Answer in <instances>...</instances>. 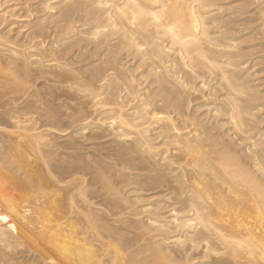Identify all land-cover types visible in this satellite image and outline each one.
<instances>
[{"label": "bare ground", "instance_id": "1", "mask_svg": "<svg viewBox=\"0 0 264 264\" xmlns=\"http://www.w3.org/2000/svg\"><path fill=\"white\" fill-rule=\"evenodd\" d=\"M32 1L0 0V264H264V96L234 18L218 0ZM52 9L72 22L59 47Z\"/></svg>", "mask_w": 264, "mask_h": 264}, {"label": "rangeland", "instance_id": "2", "mask_svg": "<svg viewBox=\"0 0 264 264\" xmlns=\"http://www.w3.org/2000/svg\"><path fill=\"white\" fill-rule=\"evenodd\" d=\"M19 1L20 0H12V2L10 3V2H8L4 7H9L10 5H16V4H18L19 3ZM39 1H41V0H35L34 2L32 1L31 3H36V2H39ZM258 1V0H257ZM257 1L255 2V0H222L221 2L218 0V2H217V4H218V7H223L224 9V12H223V14H221L220 16H217L216 18H217V20H220V18H223L224 16L225 17H228V16H230V17H233L234 18V20H235V22L233 23V24H231L230 25V27L229 28H231V29H233L232 30V33H233V36H235V39H236V42L237 41H239V42H237V44H238V47H237V49L239 50V52L238 53H240L241 55H243V59H242V61H247L248 62V64L246 63V68L248 69V71H249V73H250V77H249V82H250V80L252 79V81L250 82V86H252V87H256L257 89H256V91H259L258 92V96L259 97H262V96H264V60L262 59V48H261V45L263 44V40L261 39V35H260V29H259V26H260V20H259V16H258V6L260 5V4H258L257 3ZM16 2V3H15ZM248 3V4H247ZM251 3V4H250ZM223 5V6H222ZM227 6V7H226ZM244 6V7H243ZM251 6V7H250ZM14 7V6H13ZM238 7V8H237ZM230 8V9H229ZM235 8V9H234ZM15 9V8H14ZM229 9V10H228ZM10 10V11H9ZM8 11L9 12H12V11H14V12H18L19 11V8H17V9H15V10H13V9H9ZM12 10V11H11ZM240 10V11H239ZM45 12H41L42 14H38V16H40V17H42V16H45V23H46V21H47V23L46 24H48V27H49V24H50V29H48L49 30V34L47 35V36H49L48 38H47V42H46V44L47 43H56L55 45H56V47H59V45L61 46L62 45V40L66 43H69V42H72V22H70L71 24L69 25V22H68V24L66 23L65 25H64V23L62 22V24H61V22L59 23L58 22V20H54L53 18H52V16L51 15H56L57 14V12H58V9H55V10H44ZM254 11V12H253ZM19 13H21L20 15H24V20H23V18L22 19H19L18 21H21L20 22V24L18 25L19 27H20V25H21V23H26V25L29 23L30 25H32V23L34 24V22H35V20H34V15H32V16H30L31 18H27L26 17V20H25V16H27L26 15V13L24 12V11H20ZM18 13V14H19ZM257 16H256V15ZM233 15V16H232ZM239 16H240V18H239ZM36 17V16H35ZM54 17V16H53ZM52 18V19H51ZM55 19H57V15L54 17ZM248 18V19H247ZM31 20V21H30ZM54 20V21H53ZM248 20H250V21H248ZM259 20V21H258ZM70 21V20H69ZM71 21H72V19H71ZM242 21V22H241ZM247 21V22H246ZM50 22V23H49ZM52 22H58L57 23V25L56 24H54V23H52ZM247 24H246V23ZM249 22V23H248ZM29 24H28V26H27V29L25 28L24 29V32H25V30L26 31H28V28L30 29L31 27L29 26ZM62 26H61V25ZM52 25V26H51ZM17 25H15V27L17 28L18 27ZM56 26V27H55ZM59 26V27H58ZM64 26H65V28H64ZM18 27V28H19ZM55 27V28H54ZM57 27L58 28H60V29H58L57 31H56V29H57ZM61 27H62V29H61ZM70 27V28H69ZM235 27V28H234ZM248 27V28H247ZM54 29V30H53ZM65 31H64V30ZM69 29V30H68ZM238 29V30H237ZM67 30V31H66ZM71 30V31H70ZM237 30V31H236ZM244 30V31H243ZM51 31H53L54 32V35H52L53 34V32H51ZM55 31H56V33H55ZM70 33H69V32ZM242 31V32H241ZM68 32V33H67ZM239 32V33H238ZM52 33V34H51ZM259 33V34H258ZM235 34V35H234ZM66 38V39H65ZM240 43H242V44H240ZM60 49V48H59ZM242 52V53H241ZM70 57H68L67 59L69 60V62L70 63H68V64H70V65H72V49H71V53H70V55H69ZM247 57V58H246ZM245 58V59H244ZM261 58V59H260ZM251 61H250V60ZM255 60V61H254ZM253 62V63H252ZM88 63V62H87ZM81 65H83V64H81ZM81 65L80 66H77V67H81ZM130 65V64H129ZM254 65V66H253ZM246 69V70H247ZM253 75H252V74ZM146 75V74H145ZM145 75H143L144 76V78H146V76ZM237 75H238V77L239 76H242V74L240 75L239 74V72H237ZM142 76V77H143ZM252 77H254V78H252ZM141 78V77H140ZM149 78V77H148ZM150 79V82H149V84H148V82H146L147 81V78L146 79H143V78H141V81H142V83L145 85V87L146 88H148V86L151 84V81H152V78H149ZM257 80V81H256ZM140 81V82H141ZM146 82V83H145ZM49 83L47 82V81H45V79L43 80V79H41V80H39L38 82H35L34 84H33V86H35V88L36 89H38L39 91H41V92H43V93H41V95H43L45 98H44V100L45 99H47V102L48 103H50L49 105H50V108H52V110L53 111H55V110H59V111H55V113H56V115H57V113H58V115H59V117H58V115H57V117L58 118H60V119H62L63 121L65 120V118H64V113L62 114V111H64V107H63V105H62V102H60V101H54V97H52V95H48L47 93L48 92H46V91H49V87H50V85H48ZM148 85V86H147ZM150 87V86H149ZM151 88V87H150ZM150 88H148L149 90H151ZM48 89V90H47ZM152 91V90H151ZM205 91H207V90H205ZM204 91V92H205ZM45 93L47 94L46 96H48V98L45 96ZM198 95V94H197ZM197 95H194L193 96V98H194V100H193V98L191 97V99H192V103H191V105H190V108H191V110H195V111H197L198 113H196V114H198L197 116H201L200 118H201V120H203V121H205L204 119L206 118H204V115H205V109L206 108H204V110H203V108H200V109H198V110H200V111H198V110H196L195 108L196 107H199V106H201L202 104H203V101L201 100V101H199V99L197 98ZM49 96H51L50 98H49ZM196 98V99H195ZM50 99V100H49ZM53 99V100H52ZM52 101H54V103L52 102ZM193 101H196V102H193ZM198 101V102H197ZM56 103V104H55ZM61 104V105H60ZM193 104V105H192ZM196 106V107H195ZM63 109V110H62ZM202 109V110H201ZM264 109V108H263ZM262 109V110H263ZM62 110V111H61ZM54 113V114H55ZM60 114H62V115H60ZM258 116H260V117H262L263 119H264V110L263 111H261V113H259L258 112ZM202 117H203V119H202ZM199 118V119H200ZM63 121H62V125H63V127H67V126H64V125H68L69 124V120L67 119V121L66 122H64L63 123ZM68 122V123H67ZM66 123V124H65ZM263 126H264V122H263ZM85 140V142H86V139H84ZM90 141H92V143H94L95 141L94 140H92V139H90L89 140V142L87 141L86 142V145H85V142L84 143H82V144H80V145H78L80 148L79 149H81V151L80 150H78V151H80L79 153H80V155L81 156H85L86 157V155L88 154V157L90 156V158L92 159H94L95 160V157H93L94 155H93V151L95 152L96 150H92V147H91V149H89L90 148V146H88V145H90L91 144V142ZM88 143V144H87ZM99 143V142H98ZM72 146V145H71ZM89 147V148H88ZM105 153V152H104ZM99 154V153H98ZM89 158V159H90ZM92 159V160H93ZM110 161V160H109ZM145 192H140L138 195L139 196H142V199L141 200H143L141 203L142 204H140V205H144V203L146 204V202H147V204H151V203H158L159 201H161L162 199L161 198H163V196H161L160 197V195H158V196H153L155 193L154 192H146V194H144ZM148 193V194H147ZM150 196H152V197H150ZM132 197H134L133 196V194H131L130 196H129V198H130V200L132 201L133 199H132ZM149 201H151V202H149ZM162 201H164V199L162 200ZM133 202V201H132ZM134 202H136V201H134ZM144 202V203H143ZM137 203V202H136ZM160 203V202H159ZM167 202H163V203H161V205L160 206H158V207H156V206H154V205H152L151 206V208L150 209H154L156 212H159L158 214H160L159 216L161 217V219L162 218H164V219H162V220H165V219H168L169 218V212H170V210L171 209H174L175 207H171L170 205H168V204H166ZM165 205V206H164ZM136 206H138V205H136ZM168 206H170V207H168ZM153 207V208H152ZM156 208H158L159 209V211H158V209H156ZM170 208V209H169ZM176 209V208H175ZM153 210V211H154ZM162 212V213H161ZM144 216V215H143ZM168 217V218H167ZM170 219V218H169ZM163 233H165V232H163ZM172 235H173V233H172ZM172 235H170V236H172Z\"/></svg>", "mask_w": 264, "mask_h": 264}]
</instances>
